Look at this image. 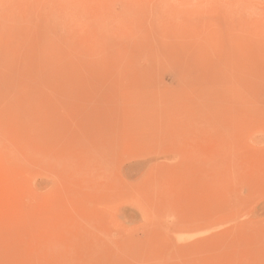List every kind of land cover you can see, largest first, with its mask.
<instances>
[{
    "label": "rangeland",
    "instance_id": "374dc122",
    "mask_svg": "<svg viewBox=\"0 0 264 264\" xmlns=\"http://www.w3.org/2000/svg\"><path fill=\"white\" fill-rule=\"evenodd\" d=\"M0 264H264V0H0Z\"/></svg>",
    "mask_w": 264,
    "mask_h": 264
}]
</instances>
